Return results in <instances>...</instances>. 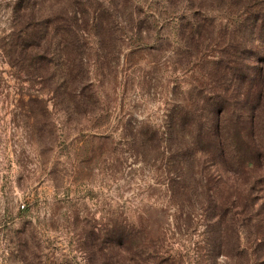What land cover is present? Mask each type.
<instances>
[{
  "label": "rangeland",
  "instance_id": "1",
  "mask_svg": "<svg viewBox=\"0 0 264 264\" xmlns=\"http://www.w3.org/2000/svg\"><path fill=\"white\" fill-rule=\"evenodd\" d=\"M14 2L0 0V48ZM87 2L113 29L104 44L99 25L84 38L90 107L67 112L51 81L28 83L0 49V264H131L136 244L142 264H264V135L255 140L252 128L260 159L249 166L247 212L207 192L210 174H192L204 164L187 163L186 124L174 120L179 110L203 111L220 90L235 96L229 72L241 56L255 79L241 93L255 104L261 93L255 114L264 132V38L238 30L256 10L252 0H129L115 20L108 0ZM38 90L44 107L31 111ZM213 169L218 191L244 174L219 161ZM115 225L133 226L134 240L105 250Z\"/></svg>",
  "mask_w": 264,
  "mask_h": 264
},
{
  "label": "trees",
  "instance_id": "2",
  "mask_svg": "<svg viewBox=\"0 0 264 264\" xmlns=\"http://www.w3.org/2000/svg\"><path fill=\"white\" fill-rule=\"evenodd\" d=\"M127 1L129 0H108L107 7H105L110 12L108 15H112L115 20L118 10L123 7V4L126 5ZM87 3V0H15L12 6V27L9 33L2 37L3 44L0 49L11 61V65L20 66L25 81L28 83L45 84L47 81H51L53 97L67 112H74L80 108L86 109L94 101L85 93V83L82 80L84 67L81 49L84 47V38L91 33L92 27L99 25L102 32H95L94 35L99 44H104L107 41V35H109L106 34L108 29L113 31L110 21L99 16L102 9L88 4L87 10V6H85ZM252 3L256 6V10L253 8L248 12L249 16L241 20L238 30L264 38V0H252ZM131 12L130 9L128 14L130 13V17L134 16L135 18V14L131 15ZM119 23H122L120 17ZM135 23L138 25V20H135ZM48 33H53L52 37L55 39L54 50L56 52L53 53L56 55L55 58L51 57V46L46 40ZM186 41L184 40V42ZM245 42H240L242 47H246L243 44ZM240 57H236V63L229 72L236 87L231 92L236 93L235 96L228 97L220 90L206 98V103L202 107L203 111L201 107L195 108L191 112L179 110L174 120L179 125H184V122L186 124L187 163L194 165L193 161L197 159L204 164V168L203 166L199 168V164L195 165L197 171H192V174L205 173L207 177L210 174L204 184L205 188L207 192L212 193L211 196L215 192L220 194L222 207L235 209L242 207L249 212L253 203L250 194L253 174H251L249 166L254 164L252 162L260 159V147L258 148L254 144L252 128L255 140H262L261 136L264 135V132L263 124L260 120L258 121V116L255 114L256 109H260L258 107L261 93H258L256 104L249 97L250 94L247 96L248 93L245 92L247 95L241 93L244 82L247 79L249 82L255 79L249 76L245 68L246 62H243ZM52 60H55L56 67H53L50 73L48 72L49 64L52 63ZM58 69L60 70L59 75L55 73L58 72ZM55 77L60 82L55 80ZM223 90L225 91V89ZM39 92L38 90L27 100V107L31 111L42 110L44 107L43 100L38 96ZM240 93L243 98H240ZM257 123L261 130L255 134L254 126L258 125ZM249 144L254 149V152L250 154L247 151H242V146L246 147ZM218 161L225 166V169L227 167L236 169L237 167L244 173L239 174L241 176L240 183L237 181L231 185V190H226L220 184L221 190L218 191L219 182L215 188L214 180L217 178L215 175H211V172L216 171L213 169V165ZM191 167L194 169V166ZM224 194L228 197H223ZM135 233V228L130 225L112 226L108 231L109 241L104 240L103 249L112 250L113 247L119 249L125 242L134 240ZM135 246L129 251L131 253L125 262L142 264L135 260L134 253H132ZM98 251H100L99 248ZM141 261L144 264L147 262Z\"/></svg>",
  "mask_w": 264,
  "mask_h": 264
}]
</instances>
